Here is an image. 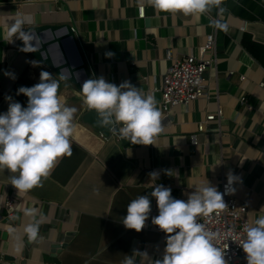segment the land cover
<instances>
[{
	"label": "crops",
	"instance_id": "crops-1",
	"mask_svg": "<svg viewBox=\"0 0 264 264\" xmlns=\"http://www.w3.org/2000/svg\"><path fill=\"white\" fill-rule=\"evenodd\" d=\"M141 6L144 17L139 15ZM220 7L225 9L222 14L213 7L209 13L185 16L158 12L141 0H0V113L8 109L6 95L27 106V96L17 95V89L38 83L41 70L59 82L61 103L77 109L71 155L57 159L42 186L18 191L9 183L12 174L0 171V204L11 195L14 212L21 216L17 224L6 221L5 210L0 212L3 261L123 264L137 249L148 253L137 256V264H151L162 259L166 247V235L152 224L158 215L156 199L149 196L151 212L140 232L122 223L127 205L150 194L155 184L170 187L172 196L182 200L207 181L220 190L230 171L240 177L235 193L248 203L255 226L264 215V0H222ZM21 17L30 21L24 28L74 21L97 78L117 85L127 80L154 95L163 126L154 144H132L114 132L104 136L85 123L82 116L88 106L78 88L56 78L60 76L42 62L32 66L27 61L36 59L5 38ZM215 19L227 25L226 32L210 26ZM214 31L218 56L206 71L210 98L174 106L166 114L156 88L171 63L168 50L173 58L197 54ZM248 35L255 42L253 50L244 44ZM108 51L115 55L107 58ZM4 70L14 72L16 79L5 76ZM219 106L221 122L198 131L199 122ZM154 170L160 172L157 180L149 176ZM163 170H171V175ZM29 209L35 216L25 214ZM34 221H39L38 238L29 241L25 227ZM236 264H247L245 253Z\"/></svg>",
	"mask_w": 264,
	"mask_h": 264
},
{
	"label": "clouds",
	"instance_id": "clouds-1",
	"mask_svg": "<svg viewBox=\"0 0 264 264\" xmlns=\"http://www.w3.org/2000/svg\"><path fill=\"white\" fill-rule=\"evenodd\" d=\"M142 4L158 12L182 13L185 16L205 14L213 7L222 14L225 9L222 0H141ZM30 22L27 17L15 20L6 33L9 43L14 37L22 41L20 51L25 53L39 51L35 47L37 37L34 30H26L23 25ZM214 29L227 31V25L221 20H212ZM115 53L108 51L107 58ZM39 66L40 61H27ZM4 75L15 80L14 72L4 70ZM64 77L61 76V79ZM59 82L52 78L49 71L41 70L39 82L31 87L21 86L17 95L27 96V106L6 95L8 109L0 113V171L8 170L12 175L9 183L18 191H30L42 186L55 167L57 159L72 152L70 137L73 133V117L77 111L61 103L57 93ZM83 102L96 112V124L116 132L121 140L132 144L153 145L155 138L163 131L162 114L157 107L155 96L145 94L130 81L119 85L107 82L103 76L90 78L81 85ZM171 175V170H163ZM159 171L149 173L151 179L159 178ZM240 177L231 171L227 174L224 193L218 191L209 181L195 186L187 200L176 199L171 188L155 184L148 195H140L127 205V214L122 223L127 229L140 232L151 212V200L156 199L158 215L152 217L166 235V247L162 259L151 260V264H228L225 249L213 243L218 233L209 231L198 217L217 215L226 207L225 194H233V184ZM35 216V210L25 212ZM246 238L239 246L246 254L247 264H264V215L255 220V226H245ZM29 241H35L39 233V221L25 227ZM148 257L146 251L133 249L123 264H137L136 257Z\"/></svg>",
	"mask_w": 264,
	"mask_h": 264
},
{
	"label": "built area",
	"instance_id": "built-area-1",
	"mask_svg": "<svg viewBox=\"0 0 264 264\" xmlns=\"http://www.w3.org/2000/svg\"><path fill=\"white\" fill-rule=\"evenodd\" d=\"M144 14V6H141L139 15L144 17ZM11 44L16 45V40ZM167 56L170 58L171 63L163 76L161 86L156 88L161 92V105L166 114L174 106L188 105L191 101L200 98H210L211 92L209 91L206 71L214 66L217 61L216 31L207 35L206 42L200 46L197 54L191 53L182 58H173L171 50H168ZM260 85L264 86L263 83ZM240 100L241 102L246 101L245 97ZM223 117V109L219 106L215 113H209L205 121L199 122L198 131L203 132L206 130V124L211 122L220 123ZM226 184L227 177L223 179L221 189L218 191L224 193ZM236 184L237 182L233 184L234 188ZM223 198L226 207L218 215L214 212L209 216H200L198 217V222L204 224L207 230L218 233V238L213 243L215 246L225 249V258L229 263L236 264L244 254L242 247L239 246L240 240L246 238V233L243 229L246 225L252 226L251 211L248 203L242 200L235 192L233 194H225ZM2 210H5L7 218L11 219L15 216V201L11 195L8 196L4 204H0V212ZM155 228L161 235H167L157 225H155ZM27 243L30 244V242ZM0 261L7 264V262L3 261L1 254Z\"/></svg>",
	"mask_w": 264,
	"mask_h": 264
},
{
	"label": "water",
	"instance_id": "water-1",
	"mask_svg": "<svg viewBox=\"0 0 264 264\" xmlns=\"http://www.w3.org/2000/svg\"><path fill=\"white\" fill-rule=\"evenodd\" d=\"M25 29L34 30L37 37L34 42L35 47L39 49V51L28 54L48 66L58 76H63L64 80L74 84L80 92L83 81L97 78L74 21L70 24L46 23L32 25ZM17 44L21 47L22 41L17 39ZM96 118L95 110L89 108L82 116V120L85 123L91 125L104 136L110 135L112 132L107 128H100L96 124ZM165 120L168 121V118H165ZM19 216L20 214L17 212L13 218H7L6 221L20 224L21 216ZM58 246L56 245L54 248H58Z\"/></svg>",
	"mask_w": 264,
	"mask_h": 264
},
{
	"label": "trees",
	"instance_id": "trees-1",
	"mask_svg": "<svg viewBox=\"0 0 264 264\" xmlns=\"http://www.w3.org/2000/svg\"><path fill=\"white\" fill-rule=\"evenodd\" d=\"M244 44L249 50H253V48H254L253 46L255 45V42L248 35V36H246V39H244Z\"/></svg>",
	"mask_w": 264,
	"mask_h": 264
},
{
	"label": "rangeland",
	"instance_id": "rangeland-1",
	"mask_svg": "<svg viewBox=\"0 0 264 264\" xmlns=\"http://www.w3.org/2000/svg\"><path fill=\"white\" fill-rule=\"evenodd\" d=\"M56 76H57V75H56ZM56 78L62 80V82H67L68 85L70 84L69 86H71L72 88H75V86H74L73 84L69 83L68 81L63 80V79H61L60 77H56ZM75 89H76V88H75Z\"/></svg>",
	"mask_w": 264,
	"mask_h": 264
}]
</instances>
